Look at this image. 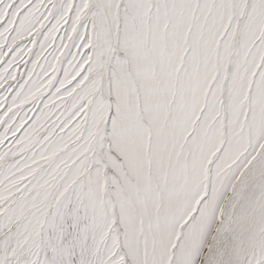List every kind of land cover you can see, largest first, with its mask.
Here are the masks:
<instances>
[{
    "label": "snow or ice",
    "instance_id": "obj_1",
    "mask_svg": "<svg viewBox=\"0 0 264 264\" xmlns=\"http://www.w3.org/2000/svg\"><path fill=\"white\" fill-rule=\"evenodd\" d=\"M0 264H264V0H0Z\"/></svg>",
    "mask_w": 264,
    "mask_h": 264
}]
</instances>
